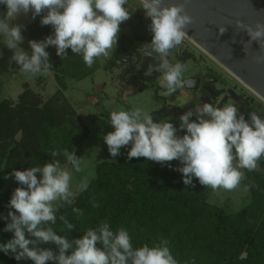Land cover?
<instances>
[{"label":"clouds","instance_id":"9594fccd","mask_svg":"<svg viewBox=\"0 0 264 264\" xmlns=\"http://www.w3.org/2000/svg\"><path fill=\"white\" fill-rule=\"evenodd\" d=\"M129 0H0L6 6V13L0 15V35L5 37L4 45L12 51L10 61L15 62L22 72L32 75H47L52 68L46 49L54 46L61 59L68 57V49L81 55L86 66L91 67L96 58L108 57L117 47L120 26L129 20L133 12L142 9L151 23V42L145 43L144 55L154 53L158 63L151 65L149 72L160 73L163 95H172L185 87L183 73L185 65L171 63L169 55L182 45L187 29L193 19L183 4L164 6L163 0H140L138 8H129ZM31 13L34 20L40 16L41 26H51L53 34L41 41L29 40L31 52L20 45L24 42L21 24H12L21 15ZM219 33L226 28L221 25ZM235 27L247 33L251 46L260 44V54L254 57L257 63H264V23L255 27L235 21ZM2 55V53H0ZM153 57V56H152ZM196 116L195 120L190 118ZM250 122L231 103L222 107L212 103L197 104L179 117L180 130L169 121L154 122L151 113L141 108L131 111L119 110L109 113L108 123L113 131L103 135L111 157L120 155L122 147L131 145L127 152L132 158H146L160 163L179 161L182 165L174 169L182 173L183 183L193 186V178L200 185L213 190L232 191L241 185L244 171H254L258 161L264 157V119L250 112ZM63 156L76 172L81 171V159L67 149ZM51 157L61 155L52 151ZM39 174V176L37 175ZM14 178L20 185L15 188L7 207L10 220L4 232L13 237L0 243V251L11 254L17 261L31 260L33 264H178L169 248V241L161 239L153 246L143 244L133 247L129 232L119 228L115 232L108 222H101L96 228L87 229L80 238L69 240L59 235L53 227L57 223L56 212L64 204L72 205L74 193L71 190L72 172L62 167L59 160L46 162L43 166L13 170L7 179ZM87 178L80 184V190H87ZM251 187L245 186V191ZM60 202V203H57ZM94 207L98 206L93 204ZM82 215V210L73 208ZM59 219L67 231L74 228L61 215ZM55 244L58 252L40 244ZM102 247H97V244ZM70 253V254H69ZM246 253L241 254L243 258Z\"/></svg>","mask_w":264,"mask_h":264},{"label":"rangeland","instance_id":"374dc122","mask_svg":"<svg viewBox=\"0 0 264 264\" xmlns=\"http://www.w3.org/2000/svg\"><path fill=\"white\" fill-rule=\"evenodd\" d=\"M139 3L140 0H129L127 6L138 8ZM138 12L140 15L143 13L145 17L144 11L138 8L132 13L129 20H132ZM4 13H6V6L0 5V15ZM39 18L40 16H37L33 20L31 13H29L27 16L21 15L13 20L12 24L26 26ZM130 30V27L124 25V22L121 24L118 44L121 40L120 36H125ZM52 34V28L42 32L30 31L29 34L22 32L24 42L20 47L30 53L29 40L41 41ZM4 40L5 37L0 35V53H2L0 55V108L2 109L0 117V179H3L2 188L4 191L0 197V217L7 216L9 211L7 205L11 195L14 189L20 186L14 178L7 179L8 174L14 169L25 170L34 166L42 167L46 162L59 160L62 167H67L72 172L71 190L75 194V201L82 191L78 187L80 182L85 178L88 182L95 178L99 163L125 158L127 149L131 146L122 147L120 155L115 158L111 157L102 138L104 134L114 130L108 123L110 112L131 111L134 108H141L148 113H153L160 110L163 104V109H166L184 102V95L174 99L172 96L176 93L163 95L164 91H159L157 94L156 85H148L143 90H139L132 83L123 85L117 72L110 71L106 63L113 50L116 49L115 47L108 57L96 58L91 67L85 65L81 55L73 54L71 49H68L70 61L75 66L80 65V75L83 78L66 76V86L63 87L58 83L55 71L52 69L48 71L47 75L36 74L34 76L31 73L22 72L20 67L14 64L15 62L10 61L13 53L3 44ZM184 43L188 48L195 50L197 56L203 55L204 61L187 60L183 77L196 74L205 66V63H208L209 66H214L217 71L224 75L230 86L237 83L244 94L250 95L264 107V100L260 96L216 63L189 37H185ZM46 51L55 53L56 49L54 46H49ZM171 55L172 60L177 62L175 53ZM162 119L171 120L178 129L177 135L185 134L184 130H180L179 117L171 118L166 113L161 112L154 118V122H159ZM65 149L75 152L78 158H82L80 172H76L63 156L62 153ZM52 151H58L61 155L51 157ZM177 165L180 167V162ZM243 171L245 174L243 180L253 183L260 190H264L263 187L256 184L248 170ZM254 171L264 173V167L259 161ZM37 175L39 176V174ZM243 180L241 185L232 191H226L222 188L217 190L208 188V201L223 208L228 213L239 211L249 202L251 196L249 189L245 191L246 185ZM0 221L4 228L6 223L10 222V220L3 218H0ZM61 235L67 236L70 241L74 240L69 235L65 225L61 228ZM138 236L132 241L133 247L147 244L144 240L140 241V235ZM38 247L51 248L54 252H58L56 245L52 243L40 244ZM97 247H102V245L98 243ZM48 264H55V262L49 261Z\"/></svg>","mask_w":264,"mask_h":264},{"label":"trees","instance_id":"16d2710c","mask_svg":"<svg viewBox=\"0 0 264 264\" xmlns=\"http://www.w3.org/2000/svg\"><path fill=\"white\" fill-rule=\"evenodd\" d=\"M40 19L24 26L22 32L52 28L41 26ZM49 60L63 87L66 76L83 78L80 65L72 64L69 56L61 59L56 52L49 53ZM1 112L0 108V117ZM151 115L154 119L158 112ZM190 119L195 120L196 116ZM259 162L264 167V157ZM169 163L171 167L143 157L129 160L127 156L99 163L87 190H82L72 205L60 207L56 212L57 223L49 226L61 235L64 224L59 217L63 215L74 225L69 235L76 239L106 221L111 229H126L132 241L140 235V241H146L150 247L161 239L168 240L178 264H264V190L243 180L246 186L251 185L250 200L239 211L228 213L208 201V188L196 178L194 187L183 183L182 173L174 170L179 161ZM249 172L256 184L264 188V173ZM2 182L0 179V197L4 192ZM73 208L83 214L78 215ZM3 229L0 221V243L13 237ZM242 253H246L243 258ZM0 264L33 262L17 261L11 254L0 251Z\"/></svg>","mask_w":264,"mask_h":264},{"label":"water","instance_id":"95a60500","mask_svg":"<svg viewBox=\"0 0 264 264\" xmlns=\"http://www.w3.org/2000/svg\"><path fill=\"white\" fill-rule=\"evenodd\" d=\"M163 4H183L193 19L186 36L264 100V63H257L254 59L260 54V44L256 41L251 46L245 44L249 36L235 27L237 19L253 27L264 23V0H163ZM221 25L226 28L223 34L219 33L218 26ZM136 31L137 26L131 34L132 38ZM185 82L187 89L197 88L193 78ZM132 84L143 87L138 82ZM191 106L186 105L173 116L180 117L191 110Z\"/></svg>","mask_w":264,"mask_h":264},{"label":"flooded vegetation","instance_id":"af4514ba","mask_svg":"<svg viewBox=\"0 0 264 264\" xmlns=\"http://www.w3.org/2000/svg\"><path fill=\"white\" fill-rule=\"evenodd\" d=\"M150 23L151 20L146 16L144 17L143 13L140 15L139 12L132 20L124 22V25L126 24V26H129L131 30L125 36H120L121 40L118 46L113 50L111 57L107 59L106 63L108 64L110 71L117 72L120 79H122L123 85L125 83L131 84L133 82H138L143 85V87L136 86L139 90H143L148 85H156V92L159 94V91H165L159 82L160 73L152 71L150 75H146V73L149 72L150 66L158 63L154 53L152 54L153 57L144 55V45L145 43H150L151 39V32L148 27ZM136 26V35L132 38L131 34ZM146 32L148 34L145 37L144 34ZM173 53L177 56V62H181L184 65L187 60L195 62L204 61V59H202L203 55L197 56L195 50L188 48L184 41L181 46L173 49L169 55L170 62L176 63L172 60L171 54ZM156 74L158 75L155 76ZM183 78L184 80L193 78L194 84L197 88L187 89L185 85L184 88L178 89L172 98L177 99L181 95H184V102L166 109H163V104V107L156 111L158 112V115L161 112H164L169 117L175 118L173 116L174 113L186 105H192V110L197 104L202 105L203 103H212L219 107H222L223 104L226 103L234 104L248 121H250V112H255L257 115H264V107H262V105L257 103V101L250 95L244 94L243 90H241L237 83L230 86L224 75L217 71L214 66H209L208 63H205V66H203L196 74ZM262 119H264V116H262Z\"/></svg>","mask_w":264,"mask_h":264},{"label":"bare ground","instance_id":"6f19581e","mask_svg":"<svg viewBox=\"0 0 264 264\" xmlns=\"http://www.w3.org/2000/svg\"><path fill=\"white\" fill-rule=\"evenodd\" d=\"M260 98V97H259Z\"/></svg>","mask_w":264,"mask_h":264}]
</instances>
